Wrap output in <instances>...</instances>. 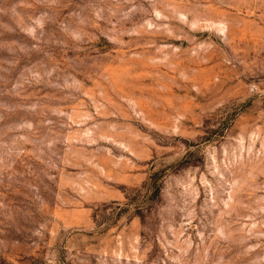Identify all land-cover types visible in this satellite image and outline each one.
<instances>
[{"label":"rangeland","instance_id":"rangeland-1","mask_svg":"<svg viewBox=\"0 0 264 264\" xmlns=\"http://www.w3.org/2000/svg\"><path fill=\"white\" fill-rule=\"evenodd\" d=\"M0 264H264V0H0Z\"/></svg>","mask_w":264,"mask_h":264}]
</instances>
